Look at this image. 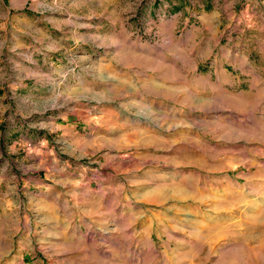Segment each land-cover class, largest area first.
I'll return each instance as SVG.
<instances>
[{"label":"rangeland","instance_id":"374dc122","mask_svg":"<svg viewBox=\"0 0 264 264\" xmlns=\"http://www.w3.org/2000/svg\"><path fill=\"white\" fill-rule=\"evenodd\" d=\"M39 3L0 0V264H264V199L185 204L264 197V0Z\"/></svg>","mask_w":264,"mask_h":264},{"label":"crops","instance_id":"0c3cea01","mask_svg":"<svg viewBox=\"0 0 264 264\" xmlns=\"http://www.w3.org/2000/svg\"><path fill=\"white\" fill-rule=\"evenodd\" d=\"M2 1V0H1ZM37 4H40L39 2L41 0H36ZM213 179H219L215 180L214 182H221V183H230L233 184L234 180L228 175H220V176H212ZM232 186V185H230ZM228 186L222 187V189H218L217 186H215V189H209L206 192L209 194V196H201L198 194H193V197H190L189 192H185V204L187 206H193V208L199 209V212H195V222L199 223L200 226H202V208L209 209V214L211 216H217V221L221 224H223L225 227L227 225H230L231 222H233V217L235 215V212L242 211L243 209L249 210L248 208V202L247 200L251 198H257V199H264V197L260 196H251L248 192L245 191H233L227 189ZM179 196H181V193H179ZM171 198V197H169ZM204 198V200H203ZM181 198H179L177 201H181ZM216 213H213V212ZM241 214L239 215H242ZM199 213V216H198ZM197 215V216H196ZM213 221V218H210ZM241 217H237L238 223L242 222ZM198 220V221H196ZM204 223H208L210 221L209 219L204 218ZM216 221V222H217ZM211 225H213V222H209ZM228 227V226H227ZM202 228H199L201 230Z\"/></svg>","mask_w":264,"mask_h":264}]
</instances>
